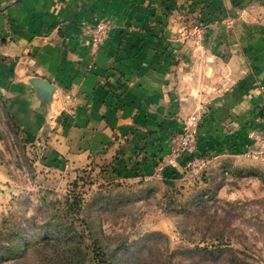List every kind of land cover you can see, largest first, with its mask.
Returning <instances> with one entry per match:
<instances>
[{
	"label": "rangeland",
	"instance_id": "rangeland-1",
	"mask_svg": "<svg viewBox=\"0 0 264 264\" xmlns=\"http://www.w3.org/2000/svg\"><path fill=\"white\" fill-rule=\"evenodd\" d=\"M179 2L172 10L175 38L165 54L177 73L171 96L192 106L199 95L212 98L228 85L214 77L226 73L222 66H208L212 46L226 59L233 43L246 44L247 51L264 43V0ZM202 113L198 108L181 119L159 161L137 147L102 152L77 166L31 143L0 100V235L22 239L26 248L22 258L10 261L0 253V264H75L64 244L40 240L37 226L74 223L82 231L80 220L104 246L128 244L115 264H264V130L248 127L246 145L189 166L177 149L184 124L195 114L203 124ZM74 196L82 208L70 214L65 203ZM19 229L26 231L22 238ZM100 262L93 253L83 260Z\"/></svg>",
	"mask_w": 264,
	"mask_h": 264
},
{
	"label": "crops",
	"instance_id": "crops-1",
	"mask_svg": "<svg viewBox=\"0 0 264 264\" xmlns=\"http://www.w3.org/2000/svg\"><path fill=\"white\" fill-rule=\"evenodd\" d=\"M179 1L0 0V100L31 143L77 166L102 152L137 147L159 161L181 119L201 108L196 156L209 159L246 145L248 127L264 130V43L253 51L233 43L226 59L211 47L208 66L225 69L214 77L228 84L227 92L201 94L192 106L171 96L177 73L165 47L175 38L172 10ZM102 20L113 29L93 50L88 30ZM35 79L53 85L50 100Z\"/></svg>",
	"mask_w": 264,
	"mask_h": 264
},
{
	"label": "trees",
	"instance_id": "trees-1",
	"mask_svg": "<svg viewBox=\"0 0 264 264\" xmlns=\"http://www.w3.org/2000/svg\"><path fill=\"white\" fill-rule=\"evenodd\" d=\"M65 208L70 214L73 212L79 213L82 208V200L76 196L70 197L65 203ZM80 223L84 227L82 231H79L74 223L43 224L37 226V229H39L37 235L42 241L64 244L66 251L69 250L75 264H84L83 260L87 259L90 253H93L95 258L101 261L100 264H115L114 261L118 259L117 253L129 251L128 244L125 242L117 244L115 248L104 246L101 240L94 237L95 232L89 223L85 220H80ZM25 232L24 229H19L16 233L18 237L22 238ZM101 233L104 235L103 232ZM9 236L5 233L0 235V253L3 255L1 260L10 261L22 258L26 249L22 244V239L14 241ZM87 239L92 241L91 246L86 245Z\"/></svg>",
	"mask_w": 264,
	"mask_h": 264
},
{
	"label": "built area",
	"instance_id": "built-area-1",
	"mask_svg": "<svg viewBox=\"0 0 264 264\" xmlns=\"http://www.w3.org/2000/svg\"><path fill=\"white\" fill-rule=\"evenodd\" d=\"M112 29L113 24L111 21L102 20L88 30L89 41L93 50L101 47L109 40ZM200 128L199 114L191 116L183 126L184 134L177 150L178 156L187 157L189 166L206 165L210 162L209 159L198 158L195 155Z\"/></svg>",
	"mask_w": 264,
	"mask_h": 264
},
{
	"label": "water",
	"instance_id": "water-1",
	"mask_svg": "<svg viewBox=\"0 0 264 264\" xmlns=\"http://www.w3.org/2000/svg\"><path fill=\"white\" fill-rule=\"evenodd\" d=\"M33 86H35L36 88L42 90L44 92V95L46 96V98L48 100L51 99L53 93H54V87L51 83H49L46 80H42V79H35L33 80Z\"/></svg>",
	"mask_w": 264,
	"mask_h": 264
}]
</instances>
